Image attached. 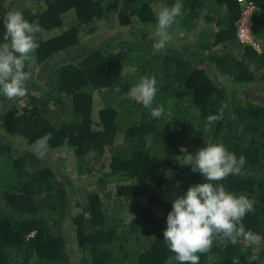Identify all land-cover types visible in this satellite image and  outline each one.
<instances>
[{"label":"trees","instance_id":"obj_1","mask_svg":"<svg viewBox=\"0 0 264 264\" xmlns=\"http://www.w3.org/2000/svg\"><path fill=\"white\" fill-rule=\"evenodd\" d=\"M251 1L256 6L252 36L259 52L237 39V0H181L182 17L175 25L190 34L203 17L215 28L209 33L201 28L200 38L181 46L180 55L155 51L153 42L144 38L107 41L51 69L46 90L27 93L20 108L0 95L6 108L5 133L27 146L0 139V264H74L66 249L65 223L81 252L78 264H179L163 240L172 196L205 182L199 172L181 164L180 148L192 153L209 139L222 143L237 158L245 157L239 173L217 183L255 202L254 211L242 222L246 230L264 236V0ZM161 2L0 0V44L9 10L22 12L30 22L39 21L42 31L37 34L34 57L43 62L76 47L81 28L94 30L97 19H112L124 31L152 29ZM163 2L170 5L175 0ZM206 3L220 6L222 17L208 12L202 16ZM67 15L73 20L65 30L42 37L65 26ZM32 65L28 62L25 70L30 73ZM119 67L138 70L140 79L156 78L153 107H164L160 118H153L150 109L115 88L129 87L123 76L112 74V68ZM224 104V118L207 130V116L218 114ZM48 133L51 139L41 147L37 141ZM107 147L108 164L103 161ZM55 148L72 152L77 174L96 173L101 184H115L116 197L144 195L147 202L125 224L106 209L95 191L87 194L83 211L71 215L72 190L58 167L38 154ZM177 154L181 162L174 159ZM160 166L176 171L172 196L153 191L147 182V172ZM254 251L258 259L251 264H264V244L250 245L243 239L232 244L217 238L209 252L199 254V264H233L234 257L239 264H249Z\"/></svg>","mask_w":264,"mask_h":264},{"label":"clouds","instance_id":"obj_2","mask_svg":"<svg viewBox=\"0 0 264 264\" xmlns=\"http://www.w3.org/2000/svg\"><path fill=\"white\" fill-rule=\"evenodd\" d=\"M183 3L175 0L168 4L162 2L155 12V28L147 33V38L154 41L153 49L161 51L173 40L170 32L178 17H182ZM4 43L0 44V95L7 100L26 95L25 82L30 73L25 70L28 62L34 61L38 49L37 34L42 31L39 21L27 20L23 13L9 10L3 18ZM157 94L156 78L144 76L128 91V98L150 109L153 118L164 114V107H153ZM218 114L206 118V129L224 118V108ZM194 114L198 117L199 111ZM51 139V133L40 138L37 143L43 147ZM182 165H189L191 170L199 172L205 182L191 185L183 195L172 200L171 210L166 217L163 240L168 249L175 254L179 264H199L200 255L211 250L214 239H225L236 244L243 239L255 245L259 237L245 229L244 217L254 211V201L244 194H234L217 183L228 176L239 173L246 163L244 156L230 152L222 143L210 139L195 152H188L181 146ZM258 259L256 251L249 257V264ZM233 264H239L233 258Z\"/></svg>","mask_w":264,"mask_h":264},{"label":"rangeland","instance_id":"obj_3","mask_svg":"<svg viewBox=\"0 0 264 264\" xmlns=\"http://www.w3.org/2000/svg\"><path fill=\"white\" fill-rule=\"evenodd\" d=\"M207 12L209 13V15H213L214 18L222 17V14L224 13L220 6H217L213 3H206V5H204L203 11L201 12V15L203 16ZM202 18L200 19L197 28L193 31V33L190 34H186V31L180 28V25L173 24L170 29V32L173 35V40L169 45L166 46L164 50L169 53H177L180 55L181 46L187 44L190 41H196L200 38L199 31L201 28L205 29V31H207L208 33L215 28L212 22H203L204 20ZM64 20L65 26H63L62 28H55L53 30H49L47 33L42 35V37L48 38L62 32L69 25L68 22L71 24L73 18H71V15H67ZM154 28L155 25L152 27V29H135L134 27L124 31L120 30L118 27L116 28V24L112 19L102 18L97 19V26L94 30H89L88 27L86 28L85 26H83L79 34L80 38L78 40V45L76 47L66 53L65 51L58 53L43 62H38L35 59L34 61H32L33 68L30 69V78L26 81L27 83H25L26 93L38 95L41 91L46 90V79L51 69L55 68L56 66L62 63H65V61H74L78 59L80 56L86 54L87 52L98 48L104 42H116L122 39L144 38L145 40L154 43V41L149 40L147 38V33L150 30H154ZM112 74H116V76L118 75V77L123 76V83H126L129 86L125 89L123 87V84H120L115 87L117 90H121L120 93L123 95H128L129 89L135 86V84H137L140 79V73L138 70L129 69L126 67H119V69H117L116 71H114V69L112 68ZM260 92L261 91L256 90V94H260ZM26 95H24L23 98L19 97L20 99L16 98L13 101L9 100L8 103H10V106L16 103V106L20 108V106L24 105L25 103ZM5 110V104H1L0 102V139L7 144H14L16 146H19L20 148L27 147L26 143L22 141V139L12 138L5 133L4 126L2 124L3 112ZM46 150L47 149H44V151H38V154L43 156L44 160L47 163L54 164L58 167L59 173L65 178L70 189L72 190L73 205L70 207L71 215L80 214L83 211V208L87 202V194L93 193L95 191L99 194V198L105 205L106 209L112 213L117 214L125 224H128L130 221H132L137 216L139 207L147 202L146 196L144 195L132 197H116L115 184H101L97 179L98 175L96 173H93L88 176L77 174L74 165V156L71 151L66 150L64 148H55L49 152H47ZM176 156L177 157H175L174 159L178 162H181L182 159H179V154H177ZM109 158L110 153L109 148L107 147L103 156V161L108 164ZM146 178L148 180L147 182L153 187L151 188L153 191H156L157 193H159L160 191H164L167 195H173L172 181L176 179L175 170L167 168L165 166L155 167L149 172H147ZM154 180H158V182L160 183V187L156 184L157 181ZM176 196L178 195H173L172 197L175 198ZM88 216L89 214L86 213L85 220H87ZM66 224L67 223H65L63 226L67 244L66 249L68 250L72 262L74 260V264H78L77 260L80 259L81 252L76 246L72 231L70 230V234L68 233V231H66L68 230ZM258 237L259 240L256 244H264V236Z\"/></svg>","mask_w":264,"mask_h":264},{"label":"built area","instance_id":"obj_4","mask_svg":"<svg viewBox=\"0 0 264 264\" xmlns=\"http://www.w3.org/2000/svg\"><path fill=\"white\" fill-rule=\"evenodd\" d=\"M240 12L236 21V36L240 43L251 45L256 51H260L259 44L252 36V16L255 12V3L251 0H237Z\"/></svg>","mask_w":264,"mask_h":264}]
</instances>
